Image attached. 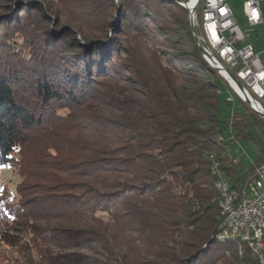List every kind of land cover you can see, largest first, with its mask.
Returning <instances> with one entry per match:
<instances>
[{"label": "trees", "instance_id": "16d2710c", "mask_svg": "<svg viewBox=\"0 0 264 264\" xmlns=\"http://www.w3.org/2000/svg\"><path fill=\"white\" fill-rule=\"evenodd\" d=\"M55 1L27 0L0 14V167L24 177L14 197L0 191V226L23 230L32 211L17 207L27 195L56 209V220L76 210L85 226L98 212L119 216L124 205L136 228L121 233L136 234L140 254L159 260L146 264H262L249 243L217 239L214 161L242 196L264 163V142L242 173L228 138L258 140L254 124L264 133V119L238 95L244 108L223 113L232 101L220 83L231 87L198 50L189 23L175 30L187 10L176 0H72L78 11ZM61 106L75 117H60ZM48 129L62 141L28 154Z\"/></svg>", "mask_w": 264, "mask_h": 264}, {"label": "rangeland", "instance_id": "374dc122", "mask_svg": "<svg viewBox=\"0 0 264 264\" xmlns=\"http://www.w3.org/2000/svg\"><path fill=\"white\" fill-rule=\"evenodd\" d=\"M60 1L64 5L66 4L70 6L71 9L78 11V8L75 7V5L72 6L70 4L72 0ZM227 1L230 6L234 8V21L236 22V24H238V26L245 34V40L241 44H253L256 49L260 51L261 58L264 62V23L256 27H252L247 23L245 17L246 0ZM57 2L58 0L55 1V4H57ZM176 2L188 12V17L185 14H180V20L177 21L178 24H174L176 26L173 25L174 27H176L175 30L181 31L184 29L182 28L184 27L183 24L185 25V27L187 23H189V25L191 26L190 18L191 16L193 17L191 8H193L194 1L192 2L193 4L191 7L185 0H176ZM20 3H23V5L18 6L20 5ZM8 4H13L14 8H11L10 10V8H8ZM26 4H28L27 0H0V14H12V12L24 7ZM57 5L59 6V4ZM260 8L264 19V0H260ZM51 11L50 15L53 19V14ZM197 15L198 21L202 28V5H200V7L198 6V9L196 11V18ZM37 25L39 24L37 23ZM49 29H51L52 31H56L54 22L49 25ZM73 31L75 32V35L77 37L78 35H80L77 29H74ZM205 49L207 50V48ZM219 64L221 63H218L217 61V64L213 65L218 67L222 73L214 69L208 63L210 68L214 71H217L221 75V77H223L228 82L230 87L231 84H233L234 86L236 85L231 80V76L229 75V73L232 74L239 82H241L236 77V74L234 75V73H231L228 69H226V67L220 68L222 64ZM127 74L130 77H133L129 72H127ZM130 81L132 82V85H137L136 81H134V78L130 79ZM241 84L243 85L242 82ZM220 86L221 90L219 91L222 94V97L225 99L229 98L232 101V106L224 105L223 113H225L227 116H230L233 111L241 110L244 108L243 103L236 96L237 94L234 93L233 90L229 89L224 81L220 83ZM245 103L247 104V102ZM56 109H58L57 114L60 117L68 118V116H71L70 118L72 119L75 117L73 110L71 108H68V106H61ZM257 116L260 118L259 115ZM115 119L116 118L113 117V121ZM71 126V124H68L67 128H70ZM254 129L259 135V139L256 141H236L231 137L228 138L227 149L236 159L240 161V171L242 173H246L249 167L257 161L261 144L262 142H264V133L262 126L255 123ZM62 138L64 137H62L61 134H57L56 131L53 132L51 129H48L44 131L43 138H41V140L37 137L33 141V146L28 149L27 153L31 156H34L35 153L36 156V153L41 151L44 147L48 148L49 150V146L52 144L53 140H57V143H60L62 141ZM47 141L50 142V145H46ZM74 147L76 148V145H74ZM52 150H50L49 153L52 154ZM67 152H69V150H67V148L63 146L61 148L62 155L66 156ZM214 167L218 176L215 182V186H218V182L222 179L221 177H219L218 167H222V164H219L218 167L214 165ZM219 171H221L220 168ZM249 172H251V169L249 170ZM225 178L227 177L225 176ZM23 179L24 177L21 174L20 169L18 171L17 167H0V191H6L8 195L10 194L12 195V197H14V189L17 184L22 183ZM217 186L216 188L218 189V191L220 190L219 193L221 214L222 191L220 187ZM233 190L236 189L233 188ZM236 191L238 192V190ZM125 199L126 197L122 198L123 202H125ZM122 200H120V202ZM23 201L27 204H23V202L22 204L20 203L19 206L22 205V207L18 206L17 210L22 213L24 211H27L29 208L32 211V216L26 215L25 217H23V220H25L24 222H26L23 230L6 231L4 229V224L0 226V264H121L125 259L124 257L129 260L132 259L133 261H138L139 264H146V262L149 260H152L153 262H159V260L157 259H149L146 256L140 254L138 249L140 244L137 241L138 237L136 236V234H130L129 236H127L126 234L124 235L121 233V226L135 227V223L131 220L128 214V211L130 210H127L126 206L124 207V205H122L121 208H118V210H114L117 211L119 216L112 217L110 213L113 211L98 212L95 214L94 222H90L88 226H85L86 223L84 220V215L79 214L76 210H70L66 212L67 214L64 217L59 215V217H61L60 220H56L53 216H50L51 214H54L56 209L48 208L47 203L45 204L44 202H40L36 197L32 198L30 195H27ZM45 214L48 215L47 219L44 218ZM221 231L222 229H220L219 233L217 234V239L220 241L229 240L224 237H219ZM7 234L8 236L12 237L11 241L7 240ZM76 240H78L79 242H76Z\"/></svg>", "mask_w": 264, "mask_h": 264}, {"label": "built area", "instance_id": "2783aa9c", "mask_svg": "<svg viewBox=\"0 0 264 264\" xmlns=\"http://www.w3.org/2000/svg\"><path fill=\"white\" fill-rule=\"evenodd\" d=\"M189 5L194 1L193 18L196 23V11L202 5L201 24L203 34L201 37L205 48L221 63L220 68L226 67L243 83L245 93L231 84V89L245 102L257 111L264 113V62L261 53L253 44H241L245 34L234 21L232 7L226 0H185ZM198 3L200 5H198ZM195 9V11H194ZM245 17L252 26L264 23L260 0H246ZM218 167V163L214 161ZM222 178L223 198L229 197L225 193L224 177ZM246 193V202L231 199L229 209H224L221 225L230 226V233H240L248 239H255L257 247L264 249V163L256 170V176L251 178L241 191Z\"/></svg>", "mask_w": 264, "mask_h": 264}, {"label": "bare ground", "instance_id": "6f19581e", "mask_svg": "<svg viewBox=\"0 0 264 264\" xmlns=\"http://www.w3.org/2000/svg\"><path fill=\"white\" fill-rule=\"evenodd\" d=\"M192 4L193 3H191L189 6L191 7ZM192 14H193V11H192ZM212 62L215 65L217 64V62H215V61H212ZM218 186L220 187V189L222 191V193H221L222 194V198H221V214L220 215L222 217V222H223L224 209H229L230 208L231 199L239 200V202H246V193H243L242 196L237 197V194L235 193V191L232 188V184H231L230 180H228L225 177H224V188H225V193H228L229 197H224L223 198L222 179L218 182ZM240 194H241V192H240ZM221 229H222V231L220 232V236L219 237H224V238H227V239H235V240H238V241L249 243L252 246L253 252L261 259L262 263L264 264V249H262V247H257L255 239H248L247 236H242L240 233L225 234V233H230V226L222 225Z\"/></svg>", "mask_w": 264, "mask_h": 264}, {"label": "water", "instance_id": "95a60500", "mask_svg": "<svg viewBox=\"0 0 264 264\" xmlns=\"http://www.w3.org/2000/svg\"><path fill=\"white\" fill-rule=\"evenodd\" d=\"M200 1L201 0H199V3H200ZM199 3H198V5H199ZM21 5H23V3H20V6ZM194 11H195V9H194ZM191 27H192V33H193V37H194V41H195V43H196V46L198 47V50L200 51V53L202 54V56L205 58V60H206V62H208L214 69H216L217 71H219L220 73H222L221 72V70L218 68V67H216V66H214L213 65V62L212 61H215V62H217L218 60H217V58L214 56V55H212L209 51H207L206 49H205V47H204V45H203V43H202V41H201V39H200V37L198 36V34H197V32H196V27H195V22H194V18L191 16ZM111 34H109V36H110ZM77 37V36H76ZM77 40L79 41V42H81V43H83V44H85V45H92L93 44V42L92 43H90V42H86V39L80 34V35H78V37H77ZM92 41H96V40H92ZM225 70V69H224ZM228 72V71H227ZM229 73V72H228ZM229 75L231 76V80L233 81V83L236 85V87L238 88V90L239 91H241V92H243V93H245V87L241 84V82H239L232 74H230L229 73ZM247 102V104L250 106V103H249V101H246ZM251 107V106H250ZM252 108V107H251ZM253 109V111H255L258 115H260L263 119H264V113H262V112H260V111H257V110H255L254 108H252Z\"/></svg>", "mask_w": 264, "mask_h": 264}, {"label": "crops", "instance_id": "0c3cea01", "mask_svg": "<svg viewBox=\"0 0 264 264\" xmlns=\"http://www.w3.org/2000/svg\"><path fill=\"white\" fill-rule=\"evenodd\" d=\"M226 1H227V0H226ZM227 2H228V1H227ZM228 4H229V3H228ZM229 5H230V4H229ZM231 7H232V6H231ZM232 10H233V13H234V16H235V11H234V8H233V7H232ZM234 16H233V17H234Z\"/></svg>", "mask_w": 264, "mask_h": 264}]
</instances>
